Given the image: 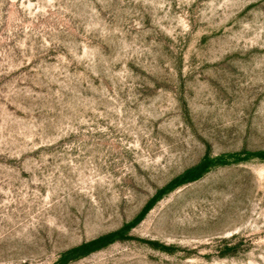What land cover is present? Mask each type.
Instances as JSON below:
<instances>
[{
	"label": "rangeland",
	"instance_id": "1",
	"mask_svg": "<svg viewBox=\"0 0 264 264\" xmlns=\"http://www.w3.org/2000/svg\"><path fill=\"white\" fill-rule=\"evenodd\" d=\"M0 264H264V0H0Z\"/></svg>",
	"mask_w": 264,
	"mask_h": 264
}]
</instances>
